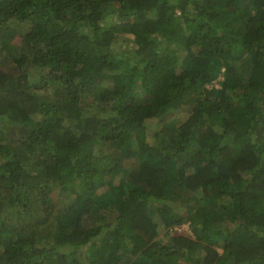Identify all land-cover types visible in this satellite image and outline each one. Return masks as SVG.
<instances>
[{"label": "trees", "instance_id": "obj_1", "mask_svg": "<svg viewBox=\"0 0 264 264\" xmlns=\"http://www.w3.org/2000/svg\"><path fill=\"white\" fill-rule=\"evenodd\" d=\"M0 264H264V0H0Z\"/></svg>", "mask_w": 264, "mask_h": 264}, {"label": "rangeland", "instance_id": "obj_2", "mask_svg": "<svg viewBox=\"0 0 264 264\" xmlns=\"http://www.w3.org/2000/svg\"><path fill=\"white\" fill-rule=\"evenodd\" d=\"M111 21V15L107 16V18L105 19V23H109ZM20 41V37L19 36H16V35H10L8 36L7 38V42L11 43V44H15L17 45ZM161 43H164L163 40H160V44ZM219 64L217 61H215V63L212 64V66L214 67H217ZM35 79L37 78V75L35 74H32V77L31 78H34ZM41 94H44L46 96H52V88H49V87H46V88H43V89H40L39 90ZM87 97V96H86ZM180 116H184V114H180ZM171 117V116H169ZM146 124H147V128H148V141H152L153 138L151 136V133L152 131L154 130H157L160 128V126L162 125L156 118L152 117V118H148L146 120ZM91 147L94 149V150H98L99 147H100V143L96 142V143H93L91 144ZM114 180L115 181H118L120 175H114ZM156 219V222H157V229H158V238L160 236H162V233L164 232V226L163 224L161 223L160 219L158 217H155ZM180 228L182 230H184L186 233H189V229H188V225L187 224H183L180 226Z\"/></svg>", "mask_w": 264, "mask_h": 264}]
</instances>
